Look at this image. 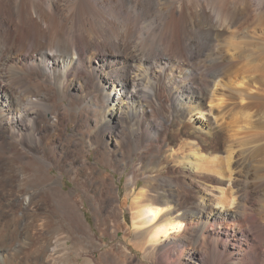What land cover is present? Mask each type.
Wrapping results in <instances>:
<instances>
[{
  "label": "bare ground",
  "instance_id": "6f19581e",
  "mask_svg": "<svg viewBox=\"0 0 264 264\" xmlns=\"http://www.w3.org/2000/svg\"><path fill=\"white\" fill-rule=\"evenodd\" d=\"M263 27L264 0H0V178L54 165L37 156L46 149L37 136L59 118L88 127L87 139L108 137L116 154L132 136L144 143L146 134L133 127L157 110L162 115L149 124L150 142L182 167L187 152L192 168L169 166V176H147L132 193L130 222L142 253L158 247L160 264H264L263 166L238 175L233 166L247 163L225 145L226 121L178 119L200 112L208 95L219 109L215 89L240 68L263 78ZM237 115L250 117L245 108L231 116ZM176 126L191 142L187 151L165 141ZM38 177L35 187L49 181ZM109 181L114 203L118 190ZM214 184L215 200L205 194ZM65 206L61 224L86 229L82 213ZM60 230L54 229L58 238Z\"/></svg>",
  "mask_w": 264,
  "mask_h": 264
},
{
  "label": "rangeland",
  "instance_id": "374dc122",
  "mask_svg": "<svg viewBox=\"0 0 264 264\" xmlns=\"http://www.w3.org/2000/svg\"><path fill=\"white\" fill-rule=\"evenodd\" d=\"M26 33L27 30L24 29L20 37L21 44H23L22 40ZM257 33L258 35L261 34L260 32ZM243 62L238 64L239 68L246 64V62ZM243 70L240 68V71L238 70L232 77L220 79L223 88L219 86L218 89H215L216 92L214 91V95H221L220 97L224 101H222V106L220 105L219 109L215 105L216 102L208 95L202 101L201 108L203 109L200 112L186 113L184 111L182 112L183 115L179 116L178 119L185 123L189 122V120L193 121L195 118L197 120L203 119L204 121L207 119L226 121L229 125L221 131L222 136L226 138L225 145L227 146L230 143V146L236 150L235 153L240 155V159L247 163V167L245 165H234L233 167L236 166L235 171L239 173L238 175H242L246 171L255 173V169H258L256 166H263V170L262 168L260 169L263 171L261 174H264V82L262 81L264 76L262 78L258 72L244 73ZM242 91L243 96L241 98L237 95H240L239 93ZM210 101L211 103H209ZM106 108L109 110L111 106ZM242 108L248 109L250 117L246 119L244 116H231L233 112ZM76 110L78 111L79 107ZM89 111L93 113L91 109ZM91 113L90 115H92ZM160 113L156 110L153 118L148 116L144 118L141 121L140 129L137 125L133 127L136 133L140 131L146 134L147 138L144 143H141L137 136L129 137L130 139L124 141L125 144L122 143L121 148H118L119 151L116 154L115 150L118 146L110 144L108 137L103 138L101 141L96 136L87 139L82 135V132L87 131L88 127L82 128L80 124L73 122L69 118H59L56 126H52L53 128L48 125L44 127V132L39 133L37 139H41L44 142L43 145L46 149L43 153L38 152L37 156L41 159L53 161L54 165L46 166L44 169L37 171L26 170L22 175H15L14 172H10L5 177L0 178V264H102L101 253L103 248L110 246H125L131 255L142 260V264H155L156 261L160 264L159 256L161 252L158 247L154 250L150 247L151 250L149 248L147 252L142 253L137 249H133L130 244L125 243L124 239L127 237L131 239L128 231L130 208H132L129 204L130 198L133 197L132 193H135L144 185V178L153 175L159 176V179L160 177L169 176L167 169L174 167V165L175 168H183V170L186 167L192 168V159L186 157L187 152L184 153L185 157L183 160L187 159L184 160V166L182 167V163L176 165V162H174L176 160L173 161L168 157V149L157 150L158 147L153 142H150L153 133L148 129L150 127L149 124L160 119ZM52 117V114H48V119L52 120ZM90 130L93 131L92 126L89 128ZM180 130L179 126L169 129L166 132L168 137L165 141H168V147L173 146L174 143H179L180 146L184 144V149H186L183 151H187L189 148L187 143L191 142L185 139L186 137L183 136ZM229 138L230 140H227ZM104 144H107L109 150L104 149ZM165 149L168 152L164 155ZM25 150L28 151L27 148ZM149 162L151 165L148 164ZM40 175L44 179L49 177V181H42L41 185L35 187L33 185L34 180H36L34 176L40 177ZM27 178H29V183H26ZM109 180L113 181V186L118 190V198L114 203L110 202ZM152 184L154 187L161 185V183L155 181ZM207 186L210 187L209 185ZM211 186H213L211 191H207L205 194L215 200L220 196V192L216 191L215 187L217 186L215 184ZM128 189H132V192L129 193ZM125 194H128V197ZM66 201L74 209L82 213V218L84 215V222L89 224L91 232L99 233L100 236H103L95 235L97 243L99 242V246H101L97 247L99 250L96 248L93 252L80 251L74 257L72 252H68L69 247L72 248V244H63L61 238L56 237L54 229L56 230V228L60 227L59 224L62 223V219L67 213ZM113 204H117V206H113ZM213 207L216 209L221 208L220 205L216 204ZM231 208H233V204ZM112 209H114L113 212ZM92 212H100L99 214L101 215L94 217ZM115 212H121L119 213L120 216ZM108 213L117 215L114 217L115 222L112 215ZM179 251L176 252L178 254L184 252ZM187 251L188 249L185 250V253ZM124 254L125 251L123 250L114 251L117 264L125 263ZM182 263L189 264L185 259L182 260Z\"/></svg>",
  "mask_w": 264,
  "mask_h": 264
},
{
  "label": "crops",
  "instance_id": "0c3cea01",
  "mask_svg": "<svg viewBox=\"0 0 264 264\" xmlns=\"http://www.w3.org/2000/svg\"><path fill=\"white\" fill-rule=\"evenodd\" d=\"M100 196H102V194H100ZM115 205V204H114ZM113 205V206H114ZM116 206H117V204H116ZM118 208V207H117ZM114 210V209H113ZM116 214H117V212H115ZM99 213H94V212H92V215L94 216V217H97V216H100L101 214H99ZM108 214H111L112 215V218H114L115 217V214L114 213H108ZM123 217V216H122ZM95 219V218H94ZM117 219H120V218H117ZM129 219H130V215H129ZM82 223H84L87 227H86V229H82V227L81 226H79L80 228H78V230H76V227L72 224V223H65V222H63V225L61 224V226H60V224H59V226H60V228H61V230H60V233H59V235H60V237H61V242H63L64 244H69V243H71L72 244V248L71 247H69V249H68V252H72L73 253V255H74V257L76 256V253H78V252H80L81 250L82 251H84V252H93V251H95L96 250V248L97 247H101V246H99V242L97 243V238H96V236L95 235H98V236H100L99 235V233H94V232H91V230H89V228H90V226H89V224H87L86 222H84V215H83V218H82ZM131 221V220H130ZM59 222H61L60 220H59ZM114 222H115V218H114ZM132 226H131V222H130V225H129V227H128V231H129V234H130V236H131V239H128V237L127 238H124L125 239V243H128V244H133L134 246H132L131 245V247L133 248V249H137V250H139V251H141L142 250V247L140 246V245H138V243H137V241L136 240H134L135 239V234L132 232ZM82 229V230H81ZM87 230V231H86ZM74 232V233H73ZM110 233V232H109ZM90 234V235H89ZM88 235V236H87ZM146 235L144 234L143 235V238H145V239H143V238H141V239H139V240H142L141 242H143V240L145 241V240H147L148 239V236H146ZM100 237H103V236H100ZM63 239H64V241H63ZM134 241H136V242H134ZM146 242V241H145ZM145 242H143V243H145ZM135 243V244H134ZM136 243H137V245H136ZM140 243V242H139ZM80 244V245H79ZM135 246H137V247H135ZM87 247V248H86ZM104 247V246H103ZM123 248V249H122ZM73 249V250H72ZM98 250H99V248H97ZM123 250V251H125V263H122V264H142V260L140 259V258H136L135 256H133V255H131L128 251H127V249H126V247L125 246H119V247H116V246H113V247H108V248H106V247H104L103 248V252L101 253V260H102V264H117V260H116V257L113 255L114 254V251L115 252H118V251H120V250ZM151 250V249H150ZM81 251V252H82ZM127 252V253H126ZM142 252V251H141ZM110 254V255H109ZM108 255H109V257L112 255L114 258L113 259H110L109 257H108ZM111 256V257H112ZM106 257H108V258H106ZM110 259V260H109ZM114 260V261H113ZM138 261V262H137ZM114 262V263H113ZM137 262V263H136ZM155 264H159L158 263V261H156L155 262Z\"/></svg>",
  "mask_w": 264,
  "mask_h": 264
}]
</instances>
